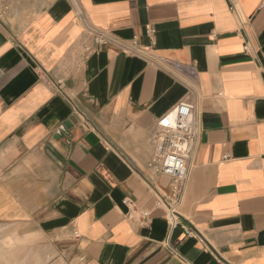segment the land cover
<instances>
[{"label": "crops", "instance_id": "crops-1", "mask_svg": "<svg viewBox=\"0 0 264 264\" xmlns=\"http://www.w3.org/2000/svg\"><path fill=\"white\" fill-rule=\"evenodd\" d=\"M88 25L194 66L198 94ZM188 99L171 233L152 135ZM0 264H264V0H0Z\"/></svg>", "mask_w": 264, "mask_h": 264}, {"label": "built area", "instance_id": "built-area-1", "mask_svg": "<svg viewBox=\"0 0 264 264\" xmlns=\"http://www.w3.org/2000/svg\"><path fill=\"white\" fill-rule=\"evenodd\" d=\"M230 10L237 16L241 28L245 30L248 24L242 11L235 5H232ZM88 32L96 46L116 44L125 54L145 59L155 68L165 71L181 82L189 93L198 94L199 75L194 66L177 64L156 55L152 48L142 47L137 41H123L109 32L98 30L89 25ZM147 33L153 36L155 30L150 28ZM251 49V44L247 42L244 46V52L249 53ZM95 51V47L87 46L85 55L89 56ZM201 137L202 124L200 115L197 112V103L190 99L181 102L173 110L158 119L156 128L153 131L152 142L155 155L149 167L157 173L170 177L173 182L169 203L166 204L162 199L158 201L159 205L165 204L166 206L171 233L178 227H182L178 210L188 188ZM142 215L144 218L149 216L147 212H143ZM183 229L188 236L199 237L197 232L184 226Z\"/></svg>", "mask_w": 264, "mask_h": 264}]
</instances>
